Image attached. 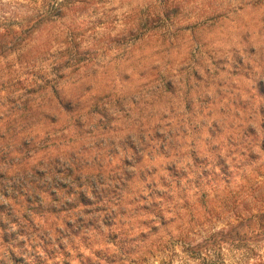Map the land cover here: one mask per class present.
<instances>
[{
	"label": "trees",
	"instance_id": "16d2710c",
	"mask_svg": "<svg viewBox=\"0 0 264 264\" xmlns=\"http://www.w3.org/2000/svg\"><path fill=\"white\" fill-rule=\"evenodd\" d=\"M29 2L32 16L0 30V247L8 249L0 264H145L167 249L164 238L179 244L182 264H228V253L234 264H264V211L235 217L196 244H185L179 232L172 240L187 206L202 201L208 219L196 220L213 223L214 210L227 207L210 213L208 194L264 167V66L254 78L237 55L212 61L203 72L207 85L193 98L187 93L201 80L196 67L205 68L195 59L145 85L154 105L186 88L183 112L198 105L199 121L163 123L146 113L144 123L114 126L113 104L115 116L126 117L121 105L131 99L97 94L85 101L63 88L88 67L76 59V20L106 0ZM166 8L176 12L171 4L155 7L114 35L98 23L93 46L114 42L122 56L164 32ZM55 28L60 41L52 56L48 41L30 48L34 33Z\"/></svg>",
	"mask_w": 264,
	"mask_h": 264
},
{
	"label": "rangeland",
	"instance_id": "374dc122",
	"mask_svg": "<svg viewBox=\"0 0 264 264\" xmlns=\"http://www.w3.org/2000/svg\"><path fill=\"white\" fill-rule=\"evenodd\" d=\"M169 4L176 7V12L171 13V9L166 8L169 20L163 22L161 31L167 33H156L155 37L145 39L124 51L122 56L117 52L118 44L114 42L99 43L98 49L93 46L91 33L94 28L98 29V23L105 22L114 35L124 30L128 22L144 19L155 7L160 6L164 9L169 7ZM29 16H32V5L29 0L0 3V30L10 25L11 29H16V24L22 23ZM76 23L82 27L75 36L82 40L81 44H78V40L73 44L78 46L76 59L81 65L85 64L88 67L71 76L70 81L63 86L64 93L72 95L79 93L85 101L97 94L107 96L104 99L109 98L111 101L119 95L126 97L127 100L131 99L132 104L122 102L121 105L123 110L128 109L126 117L122 113L115 116L118 108L113 104L109 113L112 114L111 120L112 118L118 120L116 122L112 120L111 124L114 126L121 122L144 123L146 113L152 121L163 123L199 121L202 116L195 111L198 105L193 106L190 114L183 112L186 88H181L180 91L177 89L178 92L170 95V98L157 101L154 105L151 104L153 100L147 91L148 86L145 85L158 75L176 74L180 66L191 64L195 59L202 62L205 68L196 67L201 80L196 83V88L192 87L187 93L193 98L207 85L205 81L208 78H205L203 72L206 69H213L212 61L227 59L232 62V57L237 55L243 59V67L251 69L252 75L251 72L248 74L254 78L264 66V3L258 4L255 0H239L238 3H233L232 0H228V3H225V0H210L205 7H193L187 0H111V2L106 0L104 4L81 11ZM57 34L59 31L56 28L34 33L30 48L33 49L42 41H48L49 54L52 56L57 50V41H60L55 38ZM244 86L245 80H241L240 87ZM225 100L226 98H223L217 102V106H222ZM125 127L124 124L123 129ZM232 178L233 181L229 184L219 185L207 196L209 212L220 203L226 204L227 211L214 210L215 213H219V217L213 219L214 222L211 224L209 222L202 224L197 218L198 215L202 214L208 218L202 201L195 200L187 206L188 210L184 211V223L176 226L177 228L173 227L176 229L172 240H176L179 232L178 235L182 237L181 240L184 239L185 244H196L201 242L209 231L219 230L233 223L235 217H246L264 211V167L247 172L241 177L233 175ZM210 216L213 217L211 214ZM166 240L163 239V245L167 249L162 250L165 254L163 252L145 264H161V260L166 256L168 257L163 260L164 263L182 264L181 247L173 241L166 243ZM256 253L262 254V248L255 249ZM226 260L228 264L237 261L233 253L226 254ZM97 264L106 263L101 260Z\"/></svg>",
	"mask_w": 264,
	"mask_h": 264
},
{
	"label": "clouds",
	"instance_id": "9594fccd",
	"mask_svg": "<svg viewBox=\"0 0 264 264\" xmlns=\"http://www.w3.org/2000/svg\"><path fill=\"white\" fill-rule=\"evenodd\" d=\"M10 0H0V3L7 4ZM188 4L193 7H205L208 5L210 0H187ZM233 3H238L239 0H232ZM256 3H264V0H255ZM225 3H228V0H225ZM14 227V226H13ZM19 255V253H17ZM8 256V249L5 247H0V260L5 259Z\"/></svg>",
	"mask_w": 264,
	"mask_h": 264
}]
</instances>
